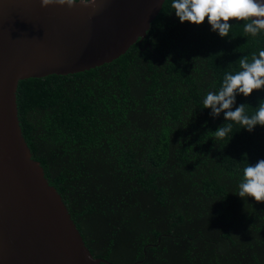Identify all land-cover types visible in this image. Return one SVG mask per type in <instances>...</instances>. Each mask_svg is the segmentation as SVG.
<instances>
[{
  "label": "trees",
  "instance_id": "trees-1",
  "mask_svg": "<svg viewBox=\"0 0 264 264\" xmlns=\"http://www.w3.org/2000/svg\"><path fill=\"white\" fill-rule=\"evenodd\" d=\"M172 3L111 63L20 81L22 135L93 258L264 264V203L238 196L244 167L264 159V127L250 133L203 106L241 57L264 50V32L233 21L221 38L207 20L182 24ZM262 100L264 89L237 95L233 110L252 115Z\"/></svg>",
  "mask_w": 264,
  "mask_h": 264
},
{
  "label": "water",
  "instance_id": "water-1",
  "mask_svg": "<svg viewBox=\"0 0 264 264\" xmlns=\"http://www.w3.org/2000/svg\"><path fill=\"white\" fill-rule=\"evenodd\" d=\"M165 0H0V264H111L93 258L18 120V83L109 64L142 41Z\"/></svg>",
  "mask_w": 264,
  "mask_h": 264
},
{
  "label": "clouds",
  "instance_id": "clouds-1",
  "mask_svg": "<svg viewBox=\"0 0 264 264\" xmlns=\"http://www.w3.org/2000/svg\"><path fill=\"white\" fill-rule=\"evenodd\" d=\"M42 7L52 5L72 8L76 0H40ZM172 8L176 17L195 26L205 20L213 32L221 38L228 36L232 24L244 22V32L256 37L264 32V0H173ZM239 70L234 74L226 73L218 92H208L203 100L204 109L211 110L213 118L224 113L226 122H236L241 129L252 132L256 126L264 127V100L259 101L252 115L246 109L249 105L236 104L237 95L250 97L253 92L264 89V50L258 56L253 54L251 61L241 57L237 61ZM232 131V124L225 123L215 132L217 138H225ZM238 196L245 200L251 197L256 203H264V159L255 165L247 164L239 183Z\"/></svg>",
  "mask_w": 264,
  "mask_h": 264
}]
</instances>
